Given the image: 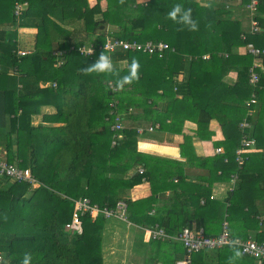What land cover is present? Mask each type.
<instances>
[{
  "label": "trees",
  "instance_id": "1",
  "mask_svg": "<svg viewBox=\"0 0 264 264\" xmlns=\"http://www.w3.org/2000/svg\"><path fill=\"white\" fill-rule=\"evenodd\" d=\"M101 1H106L107 6L103 7ZM17 3L22 6L19 15L15 13ZM177 3L192 9L199 25L197 31H189L167 18V12ZM248 3L0 0L1 159L30 168L39 182L34 187L0 175L6 180L0 182V264H21L25 253L32 254V264H104L102 240L108 218L100 213L93 219L87 213L82 217L81 228L67 225L74 200L81 197H89L102 208L114 209L122 199L129 204L128 218L134 225L151 226L158 222L169 232H180L187 226L203 227L209 235L199 212L219 209L222 217L227 213L229 219L241 218L244 229H259L256 239L264 241V213L255 204L257 199L264 200V54L259 57L263 66L256 69L260 81L254 86L249 77L255 57L233 51L247 42L264 49V17H257L262 31L252 34ZM258 12L264 14V0H259ZM20 28L37 29L35 45L27 54L18 53ZM109 38L165 41L170 47L163 57L122 48L107 49L119 76L127 74L133 58L140 63L139 80L119 90L115 74L81 71L98 57ZM90 44L94 52L81 54L79 48ZM55 51L61 52V59L53 54ZM203 53L210 57L204 58ZM124 60L127 64L117 65ZM234 70L236 80L228 79ZM253 93L257 94L259 108L247 106ZM248 111L257 118L253 113L248 115L251 126L245 130L256 139L255 145L261 151H248V147L239 155L243 138L240 123ZM37 116H41L38 122ZM116 117L125 128L120 131L122 138L113 143L118 133L112 129ZM214 120L223 133L221 141L214 143L224 149L214 156H197L190 149L191 136H185L181 144L183 155L188 156L186 163L138 148L139 141L146 137L154 138L162 132L181 134L186 122L196 126L200 139H211L215 131L210 124ZM239 156L242 162L237 159ZM186 164L202 166L208 175L191 182L193 178L183 170ZM169 165H179L180 171L158 173V167ZM140 167L145 168L142 173ZM234 175L238 178L232 183ZM176 179V188L190 184L196 189L194 206L180 201L178 211L177 203L167 197L162 202L166 213L171 214L147 217L146 209H142L146 199L134 201L129 197V191L144 180L151 183L155 192L160 183H173ZM103 180L105 183H100ZM219 180L231 182L234 189L226 201L213 202L212 185ZM171 216H176V223H170ZM143 217L146 219L141 220ZM231 234L235 239L243 238L239 231ZM166 241H172V249L165 247ZM145 245L156 252L163 264H177V254L184 248L176 239L150 240ZM214 251L217 256L211 249L192 253L191 264H202L207 252L219 258L232 249L226 246ZM149 256L144 260L147 264L151 252ZM242 260L257 264L246 255Z\"/></svg>",
  "mask_w": 264,
  "mask_h": 264
},
{
  "label": "crops",
  "instance_id": "2",
  "mask_svg": "<svg viewBox=\"0 0 264 264\" xmlns=\"http://www.w3.org/2000/svg\"><path fill=\"white\" fill-rule=\"evenodd\" d=\"M138 1L143 2V1H147V0H138ZM237 5L238 4H236L234 7H236ZM236 11H237V9L234 10L233 15H235L237 13ZM248 13L250 16V23H248V24L251 28L252 16L250 14L249 9H248ZM24 29L26 30V32H28V35H31L32 37H33V34H35V32H37L36 28H20L19 29V37L21 36L20 34H21L22 30H24ZM21 48H25V47H21ZM233 51H236L238 53H243V52L246 53L244 46L235 47L233 49ZM19 52H20V50L18 51V53ZM205 55H209V57H210L209 53H205V54L203 53V57ZM225 55L228 56L229 52H226ZM261 61L262 60H258V61L255 60L254 63H256L258 67H262L263 64ZM127 62H128L127 60H124V61H120L119 63L120 64H122V63L127 64ZM254 63H253V65H254ZM230 73H231V77H233V78L237 77V72L235 70L231 71ZM113 103H116V101ZM257 108H259V106ZM45 109H46L45 111L50 110V108H45ZM50 111L52 112V110H50ZM37 117L40 118L41 116H37ZM36 121L38 122L40 120H36ZM210 127H211V129H213L215 131V134L213 135V137L211 139H208V140L200 139L199 135H198V131L196 129V126L186 122L185 127L183 128L181 134H174L172 132H166V133L162 132V134L156 135V137H154V138H152V137L147 138L146 137V138L141 139L139 141L138 147H140L139 145L144 143V142H147V143L151 144L152 146H153V144H155V142H160V143H163V144H160L161 146H163L167 149H170L171 152H174L177 149L179 154L178 155L175 154V156H171V155L170 156L159 155V156L167 157V158L172 159V160H177V161L179 160L181 162L186 163L188 156L183 155L181 144L184 142L185 136H191L193 138L192 139L193 145H192V147H190V149L193 148L192 150H194V153H196L197 156L198 155H199V157L214 156L215 154H218V152L216 151L217 146L215 145L214 142L215 141H221V139L223 138V133L221 131V125L216 120L211 122ZM185 131L189 132L188 135L184 133ZM189 134H191V135H189ZM164 136H167V137L164 138ZM178 146H179V148H178ZM142 150L145 151L146 153L151 152V149H147L145 147ZM192 150H190V151H192ZM248 151H252V152L261 151V149L259 150L255 145V146L251 147V149H249ZM185 166L186 167L183 168L184 173L189 174L194 180V181L192 180L191 182H195L196 178H200L202 176L205 177L206 175H208V170L204 167L202 168V166L196 167V166H193L190 164H186ZM173 169L174 170L177 169L178 172L180 171L179 165H169V167H158L157 171H158V173L163 174L165 171H170ZM144 170H145V168H144ZM232 183H233V181H232ZM168 184H170L171 187H167ZM175 184H179V181L175 180L173 183H171V182L170 183H168V182L167 183H160L159 187L158 186L156 187L158 190L153 192L150 182L148 180H144L143 182H141L140 184H137L135 187H133L129 191V197L134 201L146 199L145 200L146 206L143 207L142 209H146L147 217L150 216V217H155V218H159V217L161 218L162 216H165L166 214L170 215L171 214L170 212L166 213L167 210L164 207L165 203L162 202V199H166L167 197L168 198L171 197L173 202L177 203L178 211L180 210L179 209L180 208V201H183V203H185V205L191 204V206H194L196 201H197L196 200L197 198H194L195 196H197L195 194L196 189L192 188L190 186V184H186V186H182V187L179 186L176 188ZM233 186L234 185H232L231 182H226V181L224 182V181H220V180L214 182V184L212 185V189H211L210 200L211 201L214 200L213 202H216V201L224 202V201H226V199L231 194V191L233 192V189H234ZM176 195L178 196V198L176 197ZM147 198H150L148 200L149 205L147 204ZM174 198H177V199H174ZM201 200H202L201 203H204V199H201ZM118 201H124V200L120 199ZM118 201H117V203H118ZM186 201H187V203H186ZM125 202L127 203V210H128L129 204L127 201H125ZM95 204H97V203H95ZM227 204L229 205L230 202L228 201ZM255 204L258 206L260 213L263 214L264 213V200L257 199ZM97 205L101 209L98 212V214L103 213L104 216L106 217L105 213L103 212L105 207L102 208L99 206V204H97ZM107 208H109V207H107ZM218 210L219 209H216V210H214V209H211V210L205 209L204 210L203 209L199 212L201 214L200 218H203L206 221L205 227H206V229H208L207 231L210 233L209 235H211V236L219 235L222 231V226H223L224 221H227L229 223L230 233L233 232L235 234V232L239 231L240 233H242L241 236L243 237V238L240 237L239 239L243 240L244 238L247 237L245 240L254 239L257 241L256 235H257V233H259V231H260L259 229L246 230V229H244L245 227H241V224H242V223H240L241 218L238 219L235 217V218L229 219L227 213H223L224 215L222 217V215L219 213ZM127 214H128V212H127ZM108 219H112V221L110 223V228L108 231L109 234L107 233V231L105 232V228L103 230V234H105L107 236L108 242L110 240L109 238H112V239L114 238V237H112V234H111L112 232L118 233L119 231H121V226H122V224H125V222H128L129 224L127 225L124 233H122V236L121 235H118L117 237L115 236V238L113 239V241L111 243H108V245L106 244V250L105 251L107 253L122 255L123 256L122 261L125 262L126 264H147V262H145L144 260L146 257H150L149 253L151 252L152 257H151L150 263L151 264H163V262L158 261L159 256L156 254V252L152 251L149 247L147 248V246L145 245V243H147L148 241L146 238H144V232L142 229L148 228V227H155V228L160 227L162 229H165V227H162L158 222L154 223L151 226H146V225L144 226V225H140V224L134 225L129 220V218H128V221H125V220L123 221V220H120L119 218H116V217H110ZM140 219L144 220L146 218L143 217ZM169 221L172 224L176 223V216H171ZM132 224L134 226H132ZM165 231L171 236H174V235H177L178 233H180L178 230L169 232L165 229ZM172 239L175 240L172 237L166 238L165 240H172ZM170 243H172V241H166L165 244H168V245H166L165 247H168V249H172L171 248L172 245L169 246ZM226 246H229V245H226ZM226 246H224L222 248H225ZM217 249H219V248H217ZM211 250L217 256V253L214 251L216 249H211ZM105 251H104V254H105ZM184 251H185V253H184ZM153 254L155 256H153ZM187 254L188 253H187V250L185 249V247L184 248L181 247L180 253L177 254L179 256V259L177 260L178 261L177 264L180 261H184V259H186V257H187ZM214 254L212 252L205 253L202 264L204 262H207L208 264H229V257L232 255V252L231 253H224V256L219 257V258L214 256ZM244 255L254 258V260L256 261L257 264H262V262L264 260V256H256L255 257L253 255H249V254H245V253H244ZM153 258H154V260H153ZM245 259H248V257H246ZM238 262H237V264H247L242 259L239 260Z\"/></svg>",
  "mask_w": 264,
  "mask_h": 264
},
{
  "label": "built area",
  "instance_id": "3",
  "mask_svg": "<svg viewBox=\"0 0 264 264\" xmlns=\"http://www.w3.org/2000/svg\"><path fill=\"white\" fill-rule=\"evenodd\" d=\"M249 3L247 4V8L250 11V14L252 16V24L250 28V32L252 34L258 33L261 31V26L259 21L256 19L257 14V7L259 0H248ZM21 4L17 3L15 13L19 15L21 13ZM242 37L245 39L246 35H242ZM104 45H108V50L113 51L117 48H122L123 50H131V51H142L146 52L150 55L157 54L159 57H163L166 53V50L170 47L169 44L165 41H146V42H140L137 40L132 41H125L122 39L117 38H109L106 40ZM245 47L248 50V53L252 54L255 57V60H261L259 57L264 54V49H261L260 47H257L252 42H247ZM79 49H83V53L85 54H92L94 52V46L92 44L82 46ZM20 54H25V51L19 52ZM53 54L58 55L61 59V52L57 53V51L53 52ZM60 64V62H59ZM257 64L255 63L250 68V77L249 81L254 86H257V84L260 81V73L256 70ZM53 86H56V83L52 84ZM257 94L253 93L251 99L247 101V106L251 107L252 105L257 104ZM114 103H111L113 105ZM253 112L248 111L244 119L240 123V128L243 130V138H242V147L238 149L237 153L241 155L242 152H246V148L253 147L256 144V139L254 137H251L247 133V128L251 126L248 115H251ZM158 126V124L156 125ZM125 128L124 123L119 117H116L115 123L112 126V129L117 131L118 133L114 135L113 143H116L117 138H122V134L120 131H122ZM152 129V127L150 128ZM246 129V130H245ZM216 151L223 152L222 147H217ZM237 159H239L240 162L241 156H239ZM0 175L6 176L9 179L13 181H19V182H26L31 183L34 187L39 186V182L37 178L33 175L30 168L22 167L17 163H9L5 159L0 158ZM238 178L237 175L233 176V182L236 181ZM101 209L98 207L97 204L92 203L89 197H81L74 200V210L72 213L71 221L67 224L68 226L72 228H81L83 225V219L82 217L89 213L92 218H95L98 216V212ZM107 218L109 217H119L123 218V220L128 221L127 219V204L124 201H121L117 203L116 209L114 208H107L105 207L103 211ZM122 214V215H121ZM122 216V217H121ZM144 232V238L147 239L149 237V240H158V239H166V238H174L178 240L187 250V257L184 259V261H180L178 264H191V254L199 252L204 249H217L222 248L226 245H229V242L233 240L229 229V223L227 221H224L222 226V231L217 236H211L208 235L205 232V229L203 227L201 228H192V227H184L180 233L177 235L171 236L169 235L165 229H162L160 227H148L142 229ZM239 242L240 249L243 253L253 255V256H264V241L258 242L254 239L249 240H242L239 238H236ZM2 260V256L0 254V261Z\"/></svg>",
  "mask_w": 264,
  "mask_h": 264
},
{
  "label": "clouds",
  "instance_id": "4",
  "mask_svg": "<svg viewBox=\"0 0 264 264\" xmlns=\"http://www.w3.org/2000/svg\"><path fill=\"white\" fill-rule=\"evenodd\" d=\"M121 2H123V0H121ZM167 18L178 24L186 26L189 31H197L199 28L198 22L193 19L192 9L184 8V6L180 3L175 4L172 9L167 12ZM107 48L108 45H104L98 57L81 71L84 74H115L118 77L115 81V85L119 90H123L126 85H131L133 82L138 81L140 70L139 61L136 58H133L128 67L127 74L119 76V73L115 72L111 57L107 54ZM80 52L83 54V49H80ZM93 219H96V217ZM5 220H7L6 216ZM229 247L232 249V255L229 257V264H237V262L241 260L244 255V253L240 250L239 242L233 239L229 242ZM21 264H32V254L25 253Z\"/></svg>",
  "mask_w": 264,
  "mask_h": 264
},
{
  "label": "rangeland",
  "instance_id": "5",
  "mask_svg": "<svg viewBox=\"0 0 264 264\" xmlns=\"http://www.w3.org/2000/svg\"><path fill=\"white\" fill-rule=\"evenodd\" d=\"M101 4H102V6L103 7H106L107 6V2L106 1H101ZM24 5H25V7H26V3H24ZM259 17H264V14H261V13H259L258 12V14H257V16H256V19L259 21V19L258 18ZM259 23H260V21H259ZM260 26H261V23H260ZM262 28V27H261ZM261 31H262V29H261ZM21 36H20V45H21V47H25V48H21L20 49V52L21 51H25L26 53L25 54H27V53H29V49L31 48V47H33L34 45H35V42H36V36H37V32H35V34H33V37L31 36V35H28V32H26V30L24 29V30H22V32H21V34H20ZM244 49H245V52L247 53L248 52V50H247V48L244 46ZM244 53V52H243ZM204 58H209V55H205L204 56ZM3 62L2 61H0V68H1V64H2ZM120 63H117V65H119ZM113 65H116L114 62H113ZM228 79H234V80H236V78L234 77H231V73H229V76H228ZM256 106H257V104H255ZM255 105H254V107H255ZM253 112V111H252ZM255 113L253 112V115H254ZM254 118H257V115L255 114V116H254ZM36 120H41V117L39 118V117H37L36 118ZM185 134H187L188 135V131H185L184 132ZM192 133V132H191ZM189 135H191V134H189ZM167 136H164V138H166ZM160 144H163V143H160V142H155V144H153V146L151 145V144H149V143H147V142H144V143H142V144H140L139 146L141 147H138L139 148V150H141V151H143L142 149H144V147L145 148H147V149H151V152H149L150 154H155V155H164V156H175V154L176 155H178L179 154V152H178V150L176 149L174 152H171V150L170 149H167V148H165V147H163V146H161ZM165 144V143H164ZM178 148H179V146H178ZM251 149V148H250ZM249 150V149H248ZM223 151H224V149H223ZM0 158H1V154H0ZM140 169V172L142 173L143 171H144V167H140L139 168ZM235 176V175H234ZM94 179V181H97L98 179H96V178H93ZM96 179V180H95ZM4 181H6L5 179H1L0 178V182H4ZM99 181V180H98ZM176 181H178L177 179H176ZM100 183H102V184H104L105 183V180H103V181H100ZM151 184V183H150ZM2 186H4V185H2ZM119 202H121V201H119ZM124 202V201H123ZM127 204V203H126ZM106 207H108V206H106ZM127 212H128V210H127ZM122 215V214H121ZM114 217V216H113ZM122 217V216H121ZM110 218V217H109ZM116 218H119V217H116ZM120 220H122L123 218H119ZM111 221H112V219H107L106 220V222H105V226H104V228H105V232L107 231V233H108V231H109V228H110V223H111ZM119 221V220H118ZM124 221V220H123ZM126 224V225H125ZM125 224H122V226H121V231H119L118 233H116V232H112L111 234H112V237H114L115 238V236L117 237L118 235H121L122 236V233H124V231H125V229H126V227H127V225L129 224L128 222H125ZM131 224V223H130ZM132 226H134L133 224H132ZM193 227H195V226H193ZM109 234V233H108ZM113 238V239H114ZM110 240H109V242H108V238H107V236L105 235V234H103V242H104V251L106 250V244L108 245V243H111L112 241H113V239L112 238H109ZM147 241H150L149 240V237H147ZM104 255V264H126L125 262H123L122 261V255H120V254H110V253H107L106 251H105V254H103ZM153 260H154V258H153ZM256 262V261H255ZM149 264H151V263H149Z\"/></svg>",
  "mask_w": 264,
  "mask_h": 264
}]
</instances>
